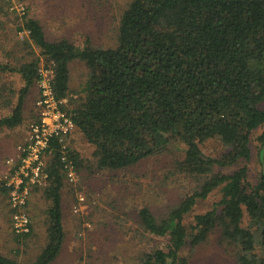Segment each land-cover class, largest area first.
Wrapping results in <instances>:
<instances>
[{
    "label": "trees",
    "instance_id": "16d2710c",
    "mask_svg": "<svg viewBox=\"0 0 264 264\" xmlns=\"http://www.w3.org/2000/svg\"><path fill=\"white\" fill-rule=\"evenodd\" d=\"M18 30L28 32L26 47L35 45L53 63L57 98H70L71 61L81 60L88 68L84 95L68 112L94 147L98 169L132 167L182 145L176 169L203 178L166 218L157 221L148 208L139 210L142 229L166 237L168 244L143 254L137 264H183L180 251L215 232L235 246L237 264H264V0H132L121 15L113 48L48 41L38 21L27 16ZM38 69V58L16 67L0 64L1 73L20 80L11 91L16 101L0 118V128L23 123L24 103ZM209 140L219 141L226 151L217 158L206 156L202 145ZM252 142L262 154L255 184L246 165ZM70 156L80 167L78 154ZM50 165L44 191L50 202L45 246L30 263L0 254V264H50L59 255L64 173L58 150ZM215 167L235 170L226 174ZM216 190L220 199L193 215L186 227L184 219L197 201ZM8 191L0 180V198L8 197Z\"/></svg>",
    "mask_w": 264,
    "mask_h": 264
},
{
    "label": "rangeland",
    "instance_id": "374dc122",
    "mask_svg": "<svg viewBox=\"0 0 264 264\" xmlns=\"http://www.w3.org/2000/svg\"><path fill=\"white\" fill-rule=\"evenodd\" d=\"M131 1L15 0L12 3L0 0V64L16 67L38 58L39 68L49 67L50 62L40 56V48L26 47L28 32L18 30L25 16L42 22L49 41L65 36L80 48L86 44L94 48H113L117 44L121 15ZM15 5H22L25 13L12 9ZM88 73L83 61L76 59L70 63L68 109L83 97ZM19 86L17 75L0 72V118L11 112L16 101L11 91ZM37 97L35 84L24 103L23 123L14 129L0 128V159L6 155L8 160H16L28 125L36 118ZM69 146L71 152L78 154L81 166L76 168L73 182L64 174L61 189L64 240L59 255L50 264H137L143 254L157 248L166 249L167 238L147 234L140 225L138 212L148 208L160 221L201 186L202 177L187 176L176 169V162L183 156V146L173 145L160 156L121 170L98 169L94 147L86 143L77 129ZM250 149L251 158L246 165L248 179L255 184L262 168V154L253 142ZM202 150L206 156L217 158L226 148L217 140H209L202 145ZM53 158L54 154L46 156L47 172ZM234 170L235 167L214 168L215 172L226 174ZM6 172L0 164V180ZM47 186L48 183L34 188L31 193L26 206L31 231L26 237L12 231L8 197L0 198V254L4 257L30 263L45 246L50 206L44 194ZM79 196L83 197L82 202ZM219 199L220 193L216 190L206 200H198L185 217L184 225L189 227L193 215L204 213ZM179 255L185 260L183 264H237L235 246L228 244L219 232L195 247H185Z\"/></svg>",
    "mask_w": 264,
    "mask_h": 264
},
{
    "label": "built area",
    "instance_id": "2783aa9c",
    "mask_svg": "<svg viewBox=\"0 0 264 264\" xmlns=\"http://www.w3.org/2000/svg\"><path fill=\"white\" fill-rule=\"evenodd\" d=\"M14 3L15 0H8ZM25 13L22 5L14 8ZM50 62L48 68L38 69L35 82L38 97L34 106L36 118L28 125L24 143L18 147L16 160H8L10 169L1 180L8 188V204L11 211V228L16 235H27L31 231V220L26 206L34 188L46 186L48 172L46 156L59 151V162L69 181L75 180L76 167L71 158L69 140L75 132V124L68 112L67 98H57L53 89L54 70ZM78 200L83 201L79 196Z\"/></svg>",
    "mask_w": 264,
    "mask_h": 264
},
{
    "label": "crops",
    "instance_id": "0c3cea01",
    "mask_svg": "<svg viewBox=\"0 0 264 264\" xmlns=\"http://www.w3.org/2000/svg\"><path fill=\"white\" fill-rule=\"evenodd\" d=\"M32 19H34V18H32ZM34 20H36V21H38V23L41 25V27H42V29H43V32H44V35H45V37H46V39L48 40V38H47V36H46V34H45V30H44V27H43V24H42V22L40 21V20H38V19H34ZM62 39H66V40H69L68 39V37H65V36H63V37H60L59 39H53V40H55V41H59V40H62ZM49 41V40H48ZM72 62V61H71ZM70 62V63H71ZM70 63L68 64V70H69V67H70ZM70 78V77H69ZM69 83V82H68ZM68 88H69V84H68ZM5 129H7V128H5ZM16 151H17V149H16ZM16 153H18V151L16 152ZM10 156V155H9ZM4 157V158H3ZM3 157H1V159H0V164L1 165H3V169H5V172L6 171H8L9 169H10V165H8V159L6 158V155L5 156H3ZM1 160H2V162H1ZM5 164V165H4Z\"/></svg>",
    "mask_w": 264,
    "mask_h": 264
}]
</instances>
